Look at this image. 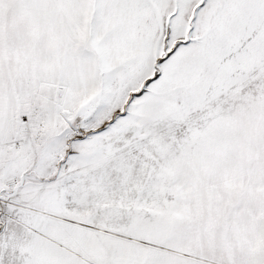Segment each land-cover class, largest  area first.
Here are the masks:
<instances>
[{"label":"snow or ice","instance_id":"snow-or-ice-1","mask_svg":"<svg viewBox=\"0 0 264 264\" xmlns=\"http://www.w3.org/2000/svg\"><path fill=\"white\" fill-rule=\"evenodd\" d=\"M0 264H264V0H0Z\"/></svg>","mask_w":264,"mask_h":264}]
</instances>
